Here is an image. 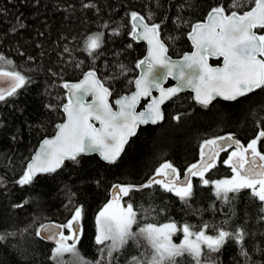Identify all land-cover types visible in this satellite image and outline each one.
I'll list each match as a JSON object with an SVG mask.
<instances>
[{
  "label": "trees",
  "instance_id": "1",
  "mask_svg": "<svg viewBox=\"0 0 264 264\" xmlns=\"http://www.w3.org/2000/svg\"><path fill=\"white\" fill-rule=\"evenodd\" d=\"M230 2L0 0V55L12 60L13 67L31 81L16 95L0 102V235L5 236L0 242V264H55L51 259L54 246L43 242L36 230L46 222L66 223L76 206L84 209L77 249L86 260L94 262L100 257L95 244V216L110 200L113 185L144 184L164 162H170L182 175L199 160L200 145L205 140L232 135L247 146L264 131V90L233 102L216 100L208 107L196 104L189 93H184L164 106L162 123L139 128L117 163L81 156L79 164L65 161L59 171L37 176L31 184L16 183L38 143L52 135L63 118L61 106L66 102V92L62 84L77 81L84 72L94 69L112 92V98L133 90L130 81L137 76L136 63L143 57L145 46L131 37L132 11L146 16L151 10V22L163 21L162 38L168 54L178 57L191 51L190 25L205 19L210 4L227 6ZM243 3L241 11L254 6L252 0ZM84 4L92 6L85 8ZM256 31L264 34V29ZM95 33L104 35L93 59L84 50V40ZM210 63L217 65L219 61ZM258 143L264 149V138ZM224 171L214 168L206 178L218 180L225 176ZM192 183L195 194L188 205L162 191L159 185L132 192L122 202H131L138 213L141 205L155 207L147 219L140 216L141 224L171 220L198 229L208 223L212 226L207 230L209 235H215L216 227L234 231L243 226L249 233L245 241L248 264H264V221L259 219V203L241 191L231 205L224 204L216 199L211 186L201 185L199 177H194ZM232 207L236 209L235 216L231 215ZM180 234L173 237L177 243ZM143 250L130 242L122 252L114 253L111 264H127L131 256H139ZM212 255L217 264H245L233 241ZM176 259L178 264H195L187 254ZM64 260L66 264H78L70 253L64 254Z\"/></svg>",
  "mask_w": 264,
  "mask_h": 264
},
{
  "label": "snow or ice",
  "instance_id": "2",
  "mask_svg": "<svg viewBox=\"0 0 264 264\" xmlns=\"http://www.w3.org/2000/svg\"><path fill=\"white\" fill-rule=\"evenodd\" d=\"M252 3L254 6L244 11H241L243 0H231L227 6L210 4L205 19L190 25L188 39L194 51L185 53L179 60L168 55V47L162 38L163 21L151 22L154 18L151 10L146 16L132 11L131 35L133 39H142L148 44L147 55L136 63L140 75L130 81L135 91L110 102L112 92L94 69L84 72L77 83L62 84L67 94V103L61 106L65 119L55 126L54 136L41 142L16 183L21 186L31 184L37 174L54 173L65 161L79 164L82 155L94 152L108 164L117 163L130 138L137 135L139 126L155 125L163 120L161 105L184 90H191L195 102L204 107L217 98L237 101L257 89L264 90V34L255 31L264 29V0H252ZM91 6L84 4L85 8ZM103 35L95 33L85 38L84 50L90 56L102 46ZM210 57L222 58V66H210ZM120 67L123 71L124 66ZM169 78L176 81V86L164 88L162 85ZM4 82H7V87ZM30 82V78L13 67L12 60L0 55V102L16 95ZM153 90L159 92L158 97L152 96ZM148 97H152L149 103L138 112L136 107L141 98ZM46 107L53 108L52 105ZM262 138L264 131H260L247 146L232 135L205 140L200 145L199 163L192 164L183 179L176 167L164 162L144 184L113 185L111 199L95 216V244L99 246L100 257L94 262L86 260L77 249L83 232L84 209L81 206L72 209L71 218L64 224L39 225L36 235L54 242L51 259L55 264H66L65 253H70L78 264H111L115 259L114 253L122 252L130 242L144 250L139 256H131L127 264H178L176 258L185 254L195 264H217L212 254L220 253L229 241L236 244L239 255L248 264L250 257L245 241L249 233L243 226L236 227L234 231L216 227L213 229L215 235H209L207 230L212 226L208 223L198 229L194 225H178L171 220L163 224H141L140 216L147 219L156 211L155 207L141 205L138 213L131 202L122 204L121 201L130 197L132 192L159 185L162 191L172 193L188 205L195 194L191 178L199 177L201 185L211 186L216 199L224 204L231 205L242 190H250L251 196L260 202L262 215L259 219L264 221V152L257 147ZM233 146L234 150L223 160V164L231 169L232 176L221 180L207 179L205 174L217 166L220 153ZM229 193L233 195L229 196ZM230 212L235 216L236 209L232 207ZM224 223L227 224L228 220ZM178 233H182V239L177 244L173 237ZM4 239L5 236L0 235V242Z\"/></svg>",
  "mask_w": 264,
  "mask_h": 264
},
{
  "label": "water",
  "instance_id": "3",
  "mask_svg": "<svg viewBox=\"0 0 264 264\" xmlns=\"http://www.w3.org/2000/svg\"><path fill=\"white\" fill-rule=\"evenodd\" d=\"M201 22V21H200ZM197 23V22H196ZM131 25H132V23H131ZM191 31V30H190ZM256 31V30H255ZM132 33V32H131ZM131 37H132V35H131ZM132 39H133V37H132ZM135 42H137V43H140V44H143L144 46H145V52H144V55H143V57L141 58V59H143L146 55H147V52H148V44H147V41H145V40H136V39H133ZM188 41H189V43H190V45H191V51H189V52H186V53H191L192 51H194V49H193V46H192V43H191V41L188 39ZM185 54V53H184ZM184 54H182L181 56H178V57H172V56H170L169 54V56L173 59V60H179V59H181L182 57H183V55ZM211 61H219V64H217V65H212L210 62ZM208 63H209V65L210 66H212V67H221L222 66V58H215V57H210L209 59H208ZM138 70V73H137V76H136V78L140 75V70L139 69H137ZM87 72V71H86ZM97 76H98V74H97ZM83 78V75H82V77L80 78V79H78L77 81H73V82H66V83H77V82H79L81 79ZM99 78V77H98ZM169 82H170V84H169ZM4 86L5 87H7V82H4ZM164 88H169V87H175L176 86V81L174 80V79H172V78H169V79H167L166 81H164V83H163V85H162ZM257 90H259V89H257ZM135 91V86H134V84H133V90L130 92V93H128V94H123V95H121V96H124V95H130L132 92H134ZM65 92H66V90H65ZM184 93H189L190 95H191V98L194 96V93L191 91V90H184V91H182V92H180V93H178L177 94V96L178 95H180V94H184ZM251 94V93H250ZM249 94V95H250ZM67 95V94H66ZM152 96L153 97H158L159 96V92L158 91H155V90H153V93H152ZM177 96H175V97H177ZM248 96V95H247ZM118 97H120V96H118ZM118 97H115V98H112V96L109 98V100H110V102H112V101H114L116 98H118ZM152 97H148V98H141V100H140V102H139V104L137 105V107H136V110L138 111V112H140V111H143L144 109H145V107H146V105L149 103V101H150V99H151ZM174 98V97H173ZM172 98V99H173ZM88 99H91L90 97L88 98ZM171 100V99H170ZM170 100H167V101H165V103L163 104V105H161V111H162V113H163V116H164V112H163V108H164V106L170 101ZM192 100L195 102V100L192 98ZM216 100H220V101H224V100H222V99H220V98H217ZM216 100H214V101H216ZM213 101V102H214ZM212 102V103H213ZM224 102H233V101H224ZM65 103H67V99H66V102ZM196 103V102H195ZM197 104V103H196ZM198 105H200V104H198ZM202 106V105H201ZM113 107L115 108V105H113ZM62 115H63V118H62V120L60 121V122H58L57 124H59V123H62L63 121H64V119H65V115H64V113L62 112ZM162 121L163 120H161V121H159L157 124H160V123H162ZM95 123V122H94ZM56 124V125H57ZM157 124H155V125H157ZM55 125V126H56ZM147 125H150V126H155V125H153V124H147ZM147 125H140L139 126V128H141V127H145V126H147ZM96 126L98 127L99 125L98 124H96ZM139 128L137 129V132H138V130H139ZM55 131H56V128L54 127V133L52 134V135H50V136H47V137H45V138H51L52 136H54L55 135ZM225 136H227V135H225ZM135 136H133V137H131L130 138V140L132 139V138H134ZM222 137V136H221ZM45 138H43L39 143H38V145L36 146V148H35V150L33 151V153H32V155H31V157H30V159H29V161L31 160V158L33 157V155L36 153V151L39 149V147H40V145H41V142L45 139ZM130 140H129V142H130ZM128 145V144H127ZM126 145V146H127ZM126 146H125V148H126ZM234 147V146H233ZM123 154V153H122ZM121 154V155H122ZM82 156H96L99 160H101L103 163H106L105 161H103L101 158H100V156H99V154L98 153H90V154H87V155H82ZM29 161L27 162V164L29 163ZM199 161H200V158H199V160L195 163V164H197V163H199ZM108 164V163H107ZM27 166V165H26ZM62 168V167H61ZM60 168V169H61ZM60 169H58L57 171H59ZM56 171V172H57ZM56 172H54V173H56ZM54 173H51V174H54ZM184 173H185V171H184ZM184 173L181 175V179H183L184 178ZM43 175H49V174H37V176H43ZM36 176V177H37ZM192 179V178H191ZM112 191H113V187L111 188V190H110V199H111V193H112ZM44 224H57V223H54V222H46V223H44ZM43 242H45V243H47L48 245H51V246H55V244H54V242L53 241H51V240H45V239H43V238H41V237H39ZM71 242V241H70Z\"/></svg>",
  "mask_w": 264,
  "mask_h": 264
},
{
  "label": "flooded vegetation",
  "instance_id": "4",
  "mask_svg": "<svg viewBox=\"0 0 264 264\" xmlns=\"http://www.w3.org/2000/svg\"><path fill=\"white\" fill-rule=\"evenodd\" d=\"M219 64V63H218ZM257 147H258V150H260L261 152H264V149H260V147H259V143H258V145H257ZM234 150V147L233 148H229L227 151H225V152H221L220 153V156H219V158H218V161H217V166L215 167V169L216 168H221L222 170H225L224 172H225V176L227 177V178H230L231 176H232V171H231V169L229 168V167H227V166H225L224 164H223V160H225V159H227L228 158V155H229V153L231 152V151H233ZM212 170H214V169H212ZM212 170H210V171H212ZM210 171L209 172H207L205 175H207L208 173H210ZM180 177H181V175H180ZM194 177H192V179H193ZM242 191H245V192H247L248 193V195H250L251 196V194H250V190H248V189H244V190H242ZM232 194V193H231ZM252 197V196H251ZM253 198V197H252ZM255 199V198H254ZM256 200V199H255ZM258 203H259V205H260V202L258 201V200H256Z\"/></svg>",
  "mask_w": 264,
  "mask_h": 264
},
{
  "label": "rangeland",
  "instance_id": "5",
  "mask_svg": "<svg viewBox=\"0 0 264 264\" xmlns=\"http://www.w3.org/2000/svg\"><path fill=\"white\" fill-rule=\"evenodd\" d=\"M225 178H227V177H226V176H221L218 180L225 179ZM212 191H213V189H212ZM230 194H231V193H229V195H230ZM121 203L123 204L122 201H121ZM67 234H68V232L65 233V235H67ZM179 234H180V233H179ZM179 237H180V238H179V242H180V240L182 239V233L179 235ZM173 239H174V238H173ZM173 242H174V243H177V242H175L174 240H173ZM179 242H178V243H179ZM178 243H177V244H178ZM54 247H55V246H54Z\"/></svg>",
  "mask_w": 264,
  "mask_h": 264
},
{
  "label": "bare ground",
  "instance_id": "6",
  "mask_svg": "<svg viewBox=\"0 0 264 264\" xmlns=\"http://www.w3.org/2000/svg\"><path fill=\"white\" fill-rule=\"evenodd\" d=\"M99 77V76H98ZM136 78V77H135ZM135 80V79H134Z\"/></svg>",
  "mask_w": 264,
  "mask_h": 264
}]
</instances>
